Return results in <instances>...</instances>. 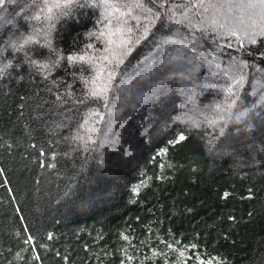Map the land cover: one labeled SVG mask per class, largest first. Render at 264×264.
<instances>
[{"label": "trees", "instance_id": "1", "mask_svg": "<svg viewBox=\"0 0 264 264\" xmlns=\"http://www.w3.org/2000/svg\"><path fill=\"white\" fill-rule=\"evenodd\" d=\"M51 4L0 0V264H264V35Z\"/></svg>", "mask_w": 264, "mask_h": 264}, {"label": "rangeland", "instance_id": "2", "mask_svg": "<svg viewBox=\"0 0 264 264\" xmlns=\"http://www.w3.org/2000/svg\"><path fill=\"white\" fill-rule=\"evenodd\" d=\"M229 7L228 14L225 13L229 24L238 28L254 30L258 36L264 35V10L261 8H249L246 4H240L239 0H223ZM219 11L216 12L218 14ZM249 25V26H245ZM90 126V125H89ZM93 126H90L91 130ZM85 142V137L82 138Z\"/></svg>", "mask_w": 264, "mask_h": 264}, {"label": "snow or ice", "instance_id": "3", "mask_svg": "<svg viewBox=\"0 0 264 264\" xmlns=\"http://www.w3.org/2000/svg\"><path fill=\"white\" fill-rule=\"evenodd\" d=\"M45 2L47 3L48 0H45ZM239 2H240V4H246L249 8L259 7L262 10H264V0H239ZM71 3H72V0H52V4L48 8V11L52 12L53 8L59 9L62 7H66V6L70 5ZM75 59H79L80 61H84L85 58L83 56H80L78 58L69 57L70 61L75 60ZM105 59H106V57H105ZM103 91H104V89H99V90L93 91L91 93V95L93 97H98L102 94ZM184 139H185V137L183 135L179 136V141H182Z\"/></svg>", "mask_w": 264, "mask_h": 264}]
</instances>
